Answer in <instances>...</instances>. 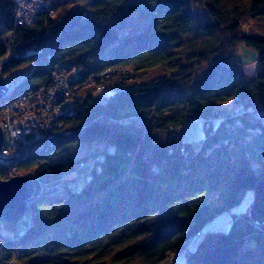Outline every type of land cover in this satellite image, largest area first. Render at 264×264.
<instances>
[{"label":"trees","instance_id":"obj_1","mask_svg":"<svg viewBox=\"0 0 264 264\" xmlns=\"http://www.w3.org/2000/svg\"><path fill=\"white\" fill-rule=\"evenodd\" d=\"M43 1L52 14L21 27L14 0H0V75L20 74L14 96L49 85L55 69L67 64L127 69L137 82L103 102L89 97L64 120V132L32 144L27 156L5 154L0 181L9 179L11 165L44 180L85 162L92 168L78 189L63 185L65 193L33 195L27 204L33 223L23 220L14 235L0 233V264H168L264 178L258 117L264 114V0H89L87 12L73 0ZM132 15L143 25L124 36L107 25ZM241 46L256 54L251 77L236 56ZM155 68L165 76L141 84L140 72ZM7 102L0 99V114ZM230 102L252 113L234 116L219 107ZM192 116L205 125L220 119L198 151L171 135ZM95 142L114 152L67 157L69 147ZM210 193L217 198L207 203ZM253 205L234 217L229 232L204 235L184 264H264V224Z\"/></svg>","mask_w":264,"mask_h":264},{"label":"built area","instance_id":"obj_2","mask_svg":"<svg viewBox=\"0 0 264 264\" xmlns=\"http://www.w3.org/2000/svg\"><path fill=\"white\" fill-rule=\"evenodd\" d=\"M14 3L16 26H32L41 14H52L50 5L43 0H14ZM133 75L134 72L118 67L90 71L82 65L67 64L55 69L49 85L15 96L14 79H18L20 74L0 75V84L7 89L0 99L8 100L0 114V129L4 139H9L7 147L4 140L2 154L11 152L27 156L32 144L41 140L42 136L51 137L64 132V120L74 118L79 106L89 97L114 95L133 88L137 82ZM243 113H252V110L237 106L234 114L239 116ZM199 120L192 116L191 122ZM80 166L83 167L82 164ZM8 177H24L40 183L39 176L22 174L17 165L9 167ZM51 191L45 187L40 188L41 194ZM32 217V212L27 211L24 220L28 226L33 223Z\"/></svg>","mask_w":264,"mask_h":264},{"label":"rangeland","instance_id":"obj_3","mask_svg":"<svg viewBox=\"0 0 264 264\" xmlns=\"http://www.w3.org/2000/svg\"><path fill=\"white\" fill-rule=\"evenodd\" d=\"M73 2L75 4V7L80 9L82 8L85 12L88 11L89 0H73ZM132 2H139V0H132ZM193 12L199 19H202L205 16L204 9H202V7L200 6H194ZM107 25L110 27L116 26L115 28L118 31H120L119 32L120 36H124L125 34L129 33L132 28L142 26L143 22L136 15H132L130 17L120 16L118 18L111 19L107 22ZM197 31H198V26L193 27L191 36L189 38H193L196 35ZM236 56L237 59L241 62L242 70L246 76L251 77L256 74L257 72V65L255 62L256 54L252 50L241 46L240 48H238L236 52ZM180 60L181 62H183L182 61L183 58H180ZM31 71H32V67L23 70L22 71L23 79L28 77ZM201 72H203V68L199 70V73ZM160 76H165V74L161 69L155 68L152 70L140 72L139 79L141 84L147 85ZM14 81L17 84L20 80L14 79ZM107 97L108 95L105 94L95 95L93 96V100L95 102H103ZM219 107L224 109L227 113H232V115L235 116L234 111L237 108V106H234L233 103L230 102L227 103L226 105ZM258 117L262 118V120L264 121L263 113H259ZM219 123H220V119L213 120L212 124H208V125H205V123L201 120H199L198 122L188 121L183 128L172 131L171 135L173 138H177L181 142L188 144L193 149V151H198L202 142L207 138V133L210 127L212 126L213 129L216 130L217 127L219 126ZM134 124L138 127L144 128L145 124L148 125L149 122L135 121ZM155 137L160 142H164L166 140V135L164 133L161 134L157 133ZM46 138H47L46 135H44L41 137V140H44ZM8 142H9L8 137H5L6 147L8 146ZM104 150H107L108 153H113L114 147L112 145H106L105 142H95L92 144L80 143L68 148L67 157L74 161H80L92 154L101 153ZM1 157L6 158L5 155L3 154H1ZM85 164L86 167L77 166V168L74 171L70 172L68 175L66 174L57 179L44 180L43 178L40 177L39 178L40 183L34 182V186H35L34 194L36 195L41 194L40 188L42 187L48 188L50 190L52 189L50 193L49 192L45 193V194H49V197H53L57 193H63V192L65 193L64 189L60 190L63 185H68L71 189L80 188L85 181L86 174L88 173L90 168H92L91 163L85 162ZM10 178L13 177H9V179ZM216 198H217L216 193L213 194L210 193L204 196L203 200H205L207 203H212L213 201L216 200ZM254 200H255V192L250 190L247 191L244 195L243 201L238 206L221 213L213 221L205 225V227L202 230V236L192 239L191 242L185 248V250L180 254H178L177 257H173V259H171V261L168 264H184L186 253L195 251L198 244L202 240V237H204V235L211 232H221V233L229 232L230 229L232 228L234 217H240L242 215L248 214L250 209L252 208V205L254 204ZM258 218L260 217L258 216ZM23 222L24 221L22 220L20 223L16 224V227L14 226L12 228H7L2 223L0 224V233H2L3 235H10V234L14 235L20 228L24 226Z\"/></svg>","mask_w":264,"mask_h":264},{"label":"water","instance_id":"obj_4","mask_svg":"<svg viewBox=\"0 0 264 264\" xmlns=\"http://www.w3.org/2000/svg\"><path fill=\"white\" fill-rule=\"evenodd\" d=\"M7 89L0 84V97ZM4 135L0 129V162L4 146ZM255 200L252 212L261 218L264 224V178L254 190ZM35 193L34 182L24 177H13L0 181V224L16 225L24 220L27 213V204Z\"/></svg>","mask_w":264,"mask_h":264}]
</instances>
